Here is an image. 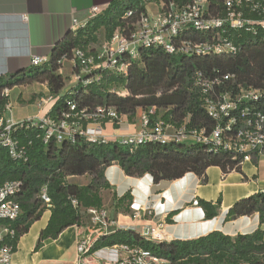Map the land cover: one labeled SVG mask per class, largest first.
I'll return each instance as SVG.
<instances>
[{
	"label": "trees",
	"instance_id": "1",
	"mask_svg": "<svg viewBox=\"0 0 264 264\" xmlns=\"http://www.w3.org/2000/svg\"><path fill=\"white\" fill-rule=\"evenodd\" d=\"M187 1L178 0V3L184 4ZM225 1L208 0L206 17H225L228 12ZM257 1L264 6V0ZM239 11L242 12V18L263 19L257 11L251 10L245 0ZM145 12L146 4L141 0H112L84 26L67 33L55 46L49 63L31 65L0 76V117L4 115L9 102L5 90L16 85L41 82L48 85L51 96L56 99L47 113L55 120L63 119L64 114L70 113L68 121L71 122L75 114L81 115L82 111L92 113L102 106L113 107L118 113L126 114L129 120H133L138 108L146 111L151 107H162L163 112L156 109L152 115L154 121L155 118L161 119L165 125L174 127L186 125L188 130L204 126L210 129L214 121L203 106L206 94L195 84L198 72L207 79L233 75L235 82L220 86L219 91L236 90L238 84L264 91V30L261 27L257 28L256 34L242 29L228 34L240 47L233 55L222 53L198 56L169 53L161 46L144 47L140 48V59L137 61L123 57L124 61L129 62L126 74L109 69L80 70L77 81L66 87V78L57 72L60 68L58 60L70 56L74 48L85 50L91 43L97 42L100 30H104V40H109L118 27L129 34ZM183 37L204 38L190 30L184 31ZM116 85H120L126 93L117 92L113 88ZM70 102L75 104L74 110L70 109ZM40 132L35 127L18 128L15 132L20 143L26 145L24 159L15 161L5 149L0 151V181L22 182L18 197L22 214L10 222L16 232L13 245L42 216L46 206L39 195L42 187L47 186L51 215L48 224L40 232L35 250L46 239L57 238L70 226H84L88 216L86 209H102L101 190L110 187L105 178V169L114 162L129 176L138 177L148 173L155 182L176 179L188 172L199 175L205 181L206 168L212 165L219 166L224 173L241 170V158H233L226 153L218 154L201 143L153 142L132 147L116 141H90L78 133L61 142L53 139L44 142L37 136ZM29 141L31 144L27 145ZM82 175L90 177L87 184L78 185L69 180L70 177ZM131 198L130 192L117 198L115 208L121 207L124 201H130ZM73 201H76L77 206H74ZM198 204L203 208L206 218L218 214L220 200L212 203L199 199ZM256 212L263 224L264 191L237 201L229 209L226 218L233 219ZM173 214L175 212L168 215V221ZM116 244L150 251L163 261L157 264H264V230L261 228L234 237L212 231L195 239L170 241H153L133 230L117 229L100 235L89 254Z\"/></svg>",
	"mask_w": 264,
	"mask_h": 264
},
{
	"label": "built area",
	"instance_id": "2",
	"mask_svg": "<svg viewBox=\"0 0 264 264\" xmlns=\"http://www.w3.org/2000/svg\"><path fill=\"white\" fill-rule=\"evenodd\" d=\"M146 4V12L143 13L133 25L129 34L123 28L118 27L109 40H104L102 48L97 52L87 53L84 49L74 48L70 56H64L58 62L62 69L63 61H69L73 66H80L81 70L95 71L109 69L117 73H127L129 62L124 61L126 56L132 60L140 59V48L161 46L169 53H185L194 55L228 54L233 55L240 50L228 36L232 31L239 29L246 32L257 33V28L264 30V6L257 0H245L250 4L252 11H257L263 16L261 20L242 18L239 11L243 0H226L227 14L225 17H206L208 0H188L179 4L178 0H141ZM157 6L155 15L148 12L149 4ZM100 13L98 7L92 9V17ZM131 12L128 13L130 15ZM76 24L72 32L84 26ZM195 31L203 36L202 40L183 37L184 31ZM212 32L211 35H208ZM50 58L35 56L31 59V65L39 66L49 63ZM196 85L200 86L206 94L204 108L213 119L214 126L187 129L186 125L174 127L164 124L161 119H154L155 110L137 109L140 116L141 129L137 132L122 134L117 132L123 124L136 126L135 118L129 120L126 114L118 113L113 107H98L92 113L82 111L75 114L74 120L69 122L70 113L64 114V118L55 120L47 114L38 118H25L14 122L4 115L0 117V151L5 149L12 160L18 161L26 156V145L20 143L15 132L18 128H39L37 134L44 142L53 139L61 142L66 138H73L75 133L84 136L90 141L109 142L116 141L125 145L136 147L153 142H186L201 143L209 146L211 151L226 153L233 158H241V163L253 161L255 158L264 157V91L260 88H245L238 84L236 90L219 91V87L235 82L234 76L225 74L223 77L212 79L204 78L198 72ZM6 91V90H5ZM70 109H75L72 102ZM151 120L153 123L151 124ZM109 123L111 134L105 133V125ZM187 123V121H186ZM185 123V124H186ZM31 144V141L27 145ZM22 190L20 180L0 181V264H17L13 260L16 245L12 244L16 232L10 226L22 214V208L18 197ZM40 198L46 206L51 208V199L47 192V186H43ZM77 206L76 201H73ZM86 214L92 224V232L81 229L78 234L76 252L77 264H87L88 256H94L101 251L105 257L100 258L103 264H152L162 263L158 257L139 247L127 245H112L102 247L89 254L94 241L107 230L111 223L103 209L90 207ZM161 224L150 228L144 237L150 240L164 239L161 232Z\"/></svg>",
	"mask_w": 264,
	"mask_h": 264
},
{
	"label": "crops",
	"instance_id": "3",
	"mask_svg": "<svg viewBox=\"0 0 264 264\" xmlns=\"http://www.w3.org/2000/svg\"><path fill=\"white\" fill-rule=\"evenodd\" d=\"M112 0H0V76L15 73L31 66L35 56L50 58L54 47L76 24H86L92 17V9L104 10ZM62 74V69L58 70ZM9 102L4 116L14 122L25 118L46 115L55 98L46 83L33 82L16 85L5 91ZM138 127L123 124L117 131L122 134L137 132ZM105 133L111 134L109 123ZM105 178L110 184L101 190L102 209L111 222L103 233L117 229H130L144 234L161 224L164 240H190L212 231L234 237L238 234L264 230L259 214L242 215L227 219L229 209L239 200L259 191H264V157L256 162L245 161L241 170L223 172L219 166L206 168L204 181L199 175L188 172L182 177L155 182L150 174L129 176L120 165L112 163L105 169ZM70 181L87 184V175L70 177ZM130 192V201L115 208L117 198ZM202 199L215 203L220 200L218 214L206 218L198 204ZM175 212L167 220L168 215ZM50 209L34 221L28 232L19 237L13 260L17 264H77L76 246L80 227L73 225L57 238H48L35 250L42 229L48 224ZM87 216L81 229L92 232ZM156 241V240H153ZM101 251L87 257V264H103Z\"/></svg>",
	"mask_w": 264,
	"mask_h": 264
},
{
	"label": "rangeland",
	"instance_id": "4",
	"mask_svg": "<svg viewBox=\"0 0 264 264\" xmlns=\"http://www.w3.org/2000/svg\"><path fill=\"white\" fill-rule=\"evenodd\" d=\"M148 12L150 14L155 15L157 13V6L153 3L149 4L147 6ZM75 32V31H74ZM98 37V41L97 42H93L91 43L87 49H85V51L87 53H90V51L97 52L102 48L103 42H104V30H100L97 34ZM81 70L80 66H73V64L69 61H63L62 64V76H64L65 79V83H66V87L69 85V83H74L77 81V79L79 78V72ZM58 72V71H57ZM117 92L119 93H126L124 92V90L121 88L120 85H116L115 87H113ZM158 112H163L164 108L160 107V108H156L154 107L153 110H156ZM135 123L138 127V130H140L141 128V121H140V116L139 114H137L136 118H135ZM91 229H93L91 227Z\"/></svg>",
	"mask_w": 264,
	"mask_h": 264
},
{
	"label": "water",
	"instance_id": "5",
	"mask_svg": "<svg viewBox=\"0 0 264 264\" xmlns=\"http://www.w3.org/2000/svg\"><path fill=\"white\" fill-rule=\"evenodd\" d=\"M69 32H72V29H71V30H69L67 33H69ZM64 37H65V36H64ZM54 49H55V47H54ZM54 49H53V50H54Z\"/></svg>",
	"mask_w": 264,
	"mask_h": 264
}]
</instances>
